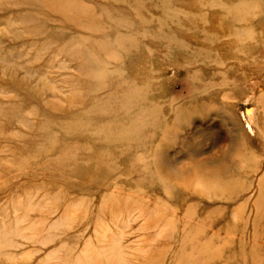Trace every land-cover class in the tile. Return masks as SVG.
Instances as JSON below:
<instances>
[{"label":"rangeland","instance_id":"rangeland-1","mask_svg":"<svg viewBox=\"0 0 264 264\" xmlns=\"http://www.w3.org/2000/svg\"><path fill=\"white\" fill-rule=\"evenodd\" d=\"M0 264H264V0H0Z\"/></svg>","mask_w":264,"mask_h":264}]
</instances>
